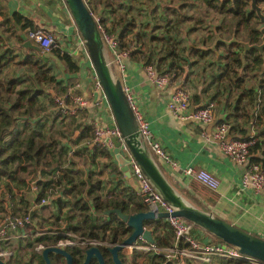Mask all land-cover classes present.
I'll return each mask as SVG.
<instances>
[{"label": "trees", "instance_id": "1", "mask_svg": "<svg viewBox=\"0 0 264 264\" xmlns=\"http://www.w3.org/2000/svg\"><path fill=\"white\" fill-rule=\"evenodd\" d=\"M98 0H88L91 5ZM105 7L111 8L116 12V8L112 7L113 0H106ZM130 2V0H124ZM119 1L118 8H123V4ZM162 3V23L158 27L162 29V35L154 46L150 54H146V63H154L157 70L161 73H167L171 79H175L173 73L181 74L185 70V65H191L192 56L200 53L205 55L210 52L219 50L221 57L224 59L219 66V74L216 76L218 81L225 82L224 88L234 85L237 89H241L238 96L246 95L248 98L247 105H251V111L247 114L252 117L251 126L248 134L236 135L237 137H246L253 130L257 131L256 136L263 134L261 126L264 124V53L258 48L250 47L246 49L245 45L240 42L248 41L250 43L262 42L263 32L259 27L261 24L258 14L251 10L250 0H163ZM101 3V2H100ZM128 12L116 13L113 17V26L110 24L108 29L110 32L118 34L123 46H133L129 40L124 39L127 33L133 30L136 25L135 20L129 17ZM103 15V14H102ZM13 23L18 29L32 27L33 30H39V26L34 24L32 19L21 12H14ZM105 18V16L103 15ZM209 18V19H208ZM192 21L193 25L187 31L200 29V25L207 24L208 35L201 38L204 44L214 43L213 46L204 48L202 46H189L184 42L182 29L186 22ZM9 18L1 21L4 30L9 29ZM216 24V27L213 26ZM118 31V32H117ZM182 34V35H181ZM152 34V38H154ZM8 34L0 33V47L3 46ZM233 37L236 40L228 42ZM157 39V38H156ZM17 45L8 46L5 53L0 51V185H7L11 189L14 185L29 184L34 186L33 182L42 174V179L37 182L36 188L42 186L36 191L31 204L27 198L22 196L18 202L13 200L10 205H1L7 209L9 216H15L18 213L26 212L31 208L33 219L37 221L38 209L46 207L48 204L38 205L41 197L44 195L43 189L48 184H61L59 196H53L54 203L57 204L59 210L67 207L65 222L67 229H71L83 234L101 236L107 238L111 242H121L130 232L127 223L121 217L113 212L107 214L105 211L111 207H123L126 211H137L138 206L129 207L125 198L121 194L112 196L104 193L101 178L94 179L93 172L89 171L86 176L81 177L82 170L75 160H71L64 166L66 161L65 155L68 154V146L62 144L63 129L57 128L50 124L49 116L44 118L43 111L55 103L59 108L54 109L52 113L53 120H57L59 116L67 115L60 107L56 97L65 94L67 99L70 92L66 91V86H54L51 90H47V86L54 83L59 85L54 73L53 65L50 63V54L54 55L66 65V70L75 72L80 69V64L72 54L63 50L60 46L55 45L48 51H34L30 54H23L22 48L26 38L20 34L16 35ZM20 49V50H19ZM163 49L156 59L155 52ZM222 49L223 52L221 51ZM19 50V52H17ZM30 50H36L30 48ZM137 53V49L132 50V56ZM15 56H21V59L15 61V64H22L28 70V76L21 75L18 72L5 71L2 65H7ZM156 60V61H154ZM217 65V63H216ZM254 74L250 78V75ZM28 77V78H27ZM256 82L250 83V81ZM213 99V98H212ZM214 100V99H213ZM49 123V126H48ZM261 124L259 127L256 128ZM239 127V126H238ZM52 128V129H51ZM90 128H87L89 130ZM248 128H243L246 131ZM88 136V135H87ZM80 135L72 138L77 141ZM259 139V138H258ZM252 145L251 151L259 149L261 154L252 155L253 161H259L264 164V141L258 140ZM91 150L90 156L93 161L99 154L111 156L110 150L98 145L85 146L84 149ZM83 149V150H84ZM78 151V150H77ZM76 151V152H77ZM262 155V156H261ZM75 166V167H73ZM55 170H60V176L56 180L54 178L45 179L46 174H54ZM7 177V182L2 180ZM13 184V185H11ZM14 188V187H13ZM132 190V189H131ZM127 197L135 198L137 194L129 191L125 192ZM65 195V197H64ZM0 199V202H4ZM26 201L27 207L24 208L19 202ZM30 205V206H29ZM206 210L204 207H202ZM21 210V211H20ZM59 212L53 213L59 219ZM39 222H42L39 220ZM149 227L153 228L155 244L159 247H166L174 244V232L169 222L164 219H158L154 222H147ZM196 229L200 227L194 224ZM196 235L204 240L224 241L219 236L211 234L212 238L207 239L200 233ZM262 236V235H261ZM55 239H51L48 235H34L23 243L25 251L32 249L30 258L26 259L25 254L19 257H12L8 260V264H46L42 251L36 250L39 242L50 244ZM146 243V241H145ZM106 264H115L113 255L108 246H101ZM73 256V264H82L85 259V247L73 246L69 249ZM124 264H179L178 258H168L163 251H154L152 249L134 248L129 258L124 250L119 252ZM143 260L140 261V258ZM50 258L52 264H67L65 257L59 253L51 252ZM90 264H99L98 259L93 257ZM191 264V263H190ZM211 264H246L244 260L217 257Z\"/></svg>", "mask_w": 264, "mask_h": 264}, {"label": "crops", "instance_id": "2", "mask_svg": "<svg viewBox=\"0 0 264 264\" xmlns=\"http://www.w3.org/2000/svg\"><path fill=\"white\" fill-rule=\"evenodd\" d=\"M119 1L121 3L125 2L124 0H113L112 3V7L116 8V12L110 10L109 6H104V3L107 2L106 0H98L93 2L92 5L104 16L110 13V17L113 18L116 13L127 11L129 13L128 16L131 17L132 14L131 11L129 12V7L134 8V3L125 2L121 10L117 9ZM160 3V1L156 0L154 4V9H159V15L163 10ZM260 4L264 5V0H260ZM14 12H21L23 15L30 17L34 24L39 26L38 28L53 33L58 43L57 45L78 60L80 69L75 72L67 71L63 61L52 55L51 51L45 50L39 42L30 36L29 32L33 30L32 27L22 30L17 28L19 26L15 27L13 23ZM5 18L10 19L8 23L9 29L5 31V26L0 24V33L15 36L14 38L10 36L7 38H11L10 42L13 45H17L16 35L20 34L26 40L31 39L33 43L40 46V48L32 47L31 45L24 46L21 50L23 54H30L34 51H41L42 53L48 51V54L51 52L50 63L53 65L57 80L61 82H59V85L50 84L47 90H51L54 86L62 87L65 85L66 91L70 92V96L68 99L65 94L62 96L66 98L68 104H72V94H83L88 98L87 104L79 106L76 113L59 116L57 120L49 117L48 121L50 124L52 123V126L63 129L61 138L64 137V134H68V131L71 132L70 141L62 138V144L68 146V154H70L71 150H74L75 161L82 170L80 176L87 177L86 174L89 171H94V179L101 178L102 185H104L102 191L107 195L112 196L120 193L125 198L127 197L125 192L132 191L137 194L133 198L134 200L138 202L144 201L139 192V181L131 168L133 157L129 152L124 155L121 150L122 147H117V141L120 139H117L114 142V146L110 149L111 156L99 154L96 156L95 161L92 160L91 152H89L92 151V148H90L91 150L84 149L83 140L91 136L95 124L103 126L112 124V107L103 91L95 86L96 71L90 60L86 45H82L83 51L80 49V53L83 54L84 52V57L77 55L79 51L71 48V33L76 39H79V36L76 26L75 28L73 27L72 32L70 21H75L66 0H0V23ZM145 19L147 18L145 17ZM112 20L114 21V18ZM113 21L111 22L113 23ZM146 21L148 20L140 21L137 19L136 25L133 27V30L141 39L134 42L130 40L131 43L137 44L138 48L137 53L133 56L131 54L129 57L125 74L120 71L112 54L109 52L107 54L109 60L112 61L111 68L114 75L120 78L124 85L129 86L137 96L145 116L150 121L153 132L166 151L177 161V164L172 165L158 157L141 138L140 145L149 152L167 180L190 203L200 208L204 207L207 211L218 214L247 230L264 236V193H257L253 188L242 186L241 179L245 167L233 161L223 151L220 140L213 135V131L221 119H225L230 123L232 136L248 134L252 120V117L249 118L250 115L247 114L251 111V105H247L248 98L246 95L238 96L239 92L242 91L241 89H237L234 85L224 88V80L218 81L216 79L220 72L219 66L224 61L217 49L205 55L200 53L193 55L191 60L195 62L191 65L186 64L185 70L181 74L174 72L173 75H176V78L171 79L168 85L160 86L152 82L145 68L146 54L153 52L151 49L159 43H157L155 38H152V34H154L151 32L152 24H148ZM152 22L154 23V21ZM186 24V26L183 25L182 27L184 32L181 35L184 36V42L189 43V46L208 48L214 45L213 41L208 44H204L201 41V38L209 34L207 24L200 25V29L192 31L187 30L190 29L193 22L188 21ZM213 26L216 27V24L213 23ZM262 26V23L259 24L260 28ZM130 33H127L124 39L129 40L131 38ZM30 48L36 50H30ZM223 50L221 51L223 52ZM162 52H164L163 49L157 50L154 58L156 59ZM256 80L254 79L253 82H256ZM183 84L188 85L192 90L191 109L212 98L216 101L214 120L201 122L190 118H181L178 114L171 111L168 106L169 100L175 90ZM50 109H55V107H50ZM87 128L90 129L87 130ZM243 128L248 129L244 131ZM261 130L264 131V124L261 126ZM79 135L80 138L77 141L71 140ZM258 138V140L263 142L264 133L259 134ZM73 147L75 148L72 149ZM68 154H64L66 158L64 166L74 160ZM258 154H261L259 149L252 152L253 156ZM189 165L196 168H206L214 172L220 180L218 187L215 189L209 188L197 178L188 175L184 168ZM56 171H54L53 175L46 174L44 178L56 179ZM3 178L6 179V177ZM53 219H55L54 216L52 219H49V216L46 218V222L49 221L48 225L59 226L56 222L54 223L55 220ZM36 224L38 223L36 222ZM195 231L207 239L209 237L212 238V233L205 229L199 227ZM45 235L51 236V239L58 236L53 233Z\"/></svg>", "mask_w": 264, "mask_h": 264}, {"label": "built area", "instance_id": "3", "mask_svg": "<svg viewBox=\"0 0 264 264\" xmlns=\"http://www.w3.org/2000/svg\"><path fill=\"white\" fill-rule=\"evenodd\" d=\"M92 14L94 15L98 28L101 32L105 44V52L108 63L112 61L108 58V52L112 54L120 71L125 74L127 69L128 59L131 56L132 50L137 49L138 45L123 46L121 44L118 34L110 32L108 27L113 18L110 13L103 17L93 5L88 3ZM79 40L83 45L85 40L77 28ZM30 36L45 49L50 50L51 47L57 45L55 35L44 29L30 30ZM89 54V53H88ZM112 67V66H111ZM146 72L152 82L160 86H165L170 83L171 77L167 73H161L157 70L154 63H147L145 65ZM115 76V75H114ZM116 77V76H115ZM95 86L101 89L105 94L102 83L97 74L95 75ZM127 98L131 105L132 111L135 115L138 125L139 137L144 140L147 146L150 147L155 154L167 161L172 165H176L177 161L166 151L160 140L156 137L151 127L150 121L144 114V111L139 104L137 96L132 92L131 88L124 85ZM106 96V94H105ZM72 104H68L66 98L57 96L56 100L60 107L67 114H74L79 106L85 105L88 98L83 94H72ZM192 90L183 84L179 86L171 99L168 106L172 112L178 114L181 118H190L201 122H211L215 119L216 101L209 99L204 101L200 106L191 109L192 106ZM257 131L253 130L250 135L246 137L232 136L230 133V123L221 119L218 121L213 135L220 140L222 149L230 158L239 165L245 167L242 174L241 183L243 187L253 188L257 193H264V164L259 161L252 160V145L257 141ZM123 139L122 130L118 125L113 127L95 124L91 136L83 140L85 146L98 145L103 148L111 149L114 146L115 139ZM132 162V171L139 181V192L143 197L144 202L154 211H167L169 215L164 218L169 222L174 232V244L166 247L159 248L155 243L139 239L133 246H128L130 249H152L154 251H163L168 258H178L179 264H211L215 258H230L244 260L246 264H264V260L255 256L243 253L236 245L227 243L225 241H210L199 238L194 232L195 225L188 219L174 215L172 212L176 207L166 200L158 191L155 185L151 182L149 177L144 172L141 165L134 159ZM184 171L203 182L207 187L215 189L219 185V178L214 172L206 168H196L192 165L186 166ZM61 171L57 170L55 178H59ZM44 195L41 197L39 203L35 204L44 205L54 201L52 197L59 196L61 191V184H48L43 189ZM34 206V207H35ZM33 207V208H34ZM31 208L23 213H18L15 216H6L0 220V258L4 259L7 263L11 256L14 255V248L17 245V239L30 238L35 233L32 231L27 232L26 226L33 224L36 228V235L55 234L54 241L50 244L59 245L62 247H89V246H110L117 242H111L107 238L101 236H94L89 234L79 233L77 231L67 229L64 223L59 226H39L33 219ZM53 217H49L52 219ZM20 230V232H19ZM146 241V243H145ZM44 242H39L36 249H42L46 246Z\"/></svg>", "mask_w": 264, "mask_h": 264}, {"label": "water", "instance_id": "4", "mask_svg": "<svg viewBox=\"0 0 264 264\" xmlns=\"http://www.w3.org/2000/svg\"><path fill=\"white\" fill-rule=\"evenodd\" d=\"M251 10L255 11L260 17L263 26L262 42L250 43L248 41L240 42L245 45L246 49L250 47L258 48L264 53V5L260 4V0H250ZM77 28L82 34L91 59L92 65L96 71L99 80L102 83L103 90L112 107L113 119L111 127L118 125L122 130L123 139L117 141V147L121 148L123 154L128 152L141 165L146 175L155 185L162 196L173 204L176 209L172 212L174 215L182 216L194 224L202 227L215 236H219L227 243L236 245L240 250L248 255L255 256L264 260V236L247 230L213 212L204 210L190 203L162 174L157 163L150 156L149 152L142 147L138 125L131 105L127 98L124 86L120 78L115 77L110 64L108 63L105 44L101 32L98 28L96 19L92 14L85 0H66ZM236 40L233 37L228 42ZM32 46L40 48L31 39H27L23 46ZM115 141L117 138H114ZM126 148V149H125ZM42 179V174L34 180V186ZM125 201L129 207L138 206L137 211H126L121 207H111L105 212L107 214L117 213L130 228L128 235L121 241L108 246L113 255L115 264H124L119 252L128 246H133L139 239L155 243L153 228L147 225V222H154L158 219H164L169 215L167 211L156 212L151 209L144 201L138 202L130 197H125ZM56 252L63 255L67 259V264H73L72 253L65 247L47 244L42 251L46 264H52L50 253ZM85 259L83 264H90L91 259L96 257L99 264H106L102 248L100 246L85 247ZM0 264H8L4 259L0 258Z\"/></svg>", "mask_w": 264, "mask_h": 264}, {"label": "rangeland", "instance_id": "5", "mask_svg": "<svg viewBox=\"0 0 264 264\" xmlns=\"http://www.w3.org/2000/svg\"><path fill=\"white\" fill-rule=\"evenodd\" d=\"M155 1L156 0H130V2L132 4L134 3V8L129 7V12L131 11L132 18L135 20V22H136L137 19H139L140 21L148 20L146 22H148V24H152L151 32L154 33V34H156V35H154L155 40H158L159 41L158 38H159L160 35H162V33H161L162 29L158 27L157 23L163 22L162 21L163 18H162V13L160 15L158 13L159 9L158 8L154 9ZM158 1H163V0H158ZM157 5H159V4H157ZM160 6L163 9L162 3H160ZM145 17L147 19H145ZM69 21H70V19H69ZM152 21H154V23ZM70 23L72 24V32H73V27L75 28L76 23L75 22H72V21H70ZM140 23H142V22H140ZM262 25H263V23H262ZM130 34H131V41L132 42H134L135 40L141 39L139 36H137V34L135 33L134 30L131 31ZM71 36H72L71 48L78 50L79 51V54H77V55H79L81 57H84V55H85L84 52H83V54L80 53V49L82 50L81 47H83L82 46L83 44L79 41L78 38H77L78 39V41H77V39L75 38V36L73 35V33H71ZM10 37L11 38L12 37L14 38L15 36H10ZM11 38L6 39L5 40V43H3V46L0 47V51H2V53H5V51H6V49H7L8 46H12L13 45V43L10 42V39ZM158 41H157V43H158ZM19 59H21V56H15L13 58V60L10 61V63H8L7 65H2V68L5 71H9V72H14V71L18 72L19 71V73L21 75L28 76V70H27L26 67H23L22 64H15L16 63L15 61H17ZM253 75L254 74H252V72H251L250 78L254 77ZM250 82L253 83V81H250ZM43 86H46V85H43ZM49 86L50 85H48L47 87H49ZM62 95L63 94H60L58 96H62ZM50 107H55V110H57V108H59L55 103H52ZM50 107H48L46 110L43 111L44 118H47V115L49 117H52V113H53L54 109H50ZM260 125L261 124H259L258 126H256V128L259 127ZM52 128H53V126H52ZM250 128H252L251 123H250ZM70 135H71V132L68 131V134H64V137H62V138L70 141V139H69V136ZM74 148L75 147H73L72 149H74ZM68 156H70V158L76 160V157H75V154H74V150H71L70 151V154H68ZM2 180H6V182H7L8 179L6 177V179L2 178ZM11 185H13V184H11ZM41 187L42 186H39L38 188H36V186L33 187V186H30L29 184L18 185V186L17 185H14V186L11 187V189L14 190V195H12L11 190L9 189V187L6 184L5 185H2L1 184L0 185V199L1 200L2 199H6V200H3L4 202H0V220L4 219L6 216H9V213H8L7 209L2 208L1 205H3V204L4 205H7V204L10 205L13 200H15L16 202H18L19 199L22 196H24L25 198H27L28 203L31 204V201L34 198V195L36 194V191L39 190V189H41ZM64 197H65V195H64ZM18 204H21L22 206H24V208L27 207L26 201H24L23 203L22 202H19ZM38 212L39 213L37 215V221L36 222L38 223L39 226H41L40 228H42L43 226L45 227V226L48 225L49 221L46 222V218L48 216L49 217H53L54 216L55 217V219H53V220H55L54 223L56 222L58 225H62V224L65 223V215H66V212H67V207L66 208H62V210H59L58 207H57V204L54 203V201H51L50 203H48V205L46 207H41L40 209H38ZM55 212H59L58 213V214H60L59 219H57L56 216L53 214ZM39 220L42 221V222H39ZM25 228H26V231L27 232H30V231L33 230L32 232L35 233L34 235L36 236V231L37 230H36V228L34 227L33 224L30 223ZM197 228H199V227H197ZM200 228H202V227H200ZM195 229H196V227L194 228V231H195ZM19 232H20V230H19ZM79 233H81V232H79ZM33 236H31V237H33ZM28 240H29V237L26 238V239H24V238H21L20 240L17 239V245L14 248V252L15 253H14L13 256L10 257V259L12 257H14L15 255H16V257H19V252L20 251H21L20 254H22V253L25 254L26 259L27 258H30L32 249H28V250L25 251V249H24L25 244L23 245V243L27 242ZM21 242H23V243H21ZM36 250L43 251L42 249H36ZM123 250H124V253L130 258L131 255H132L133 249H130L129 247H126ZM141 260H143L142 257L140 258V261Z\"/></svg>", "mask_w": 264, "mask_h": 264}, {"label": "flooded vegetation", "instance_id": "6", "mask_svg": "<svg viewBox=\"0 0 264 264\" xmlns=\"http://www.w3.org/2000/svg\"><path fill=\"white\" fill-rule=\"evenodd\" d=\"M71 247H67V249L69 250ZM65 260H66V263H67V259L65 258ZM84 262V261H83ZM91 263V262H90ZM83 264V263H82Z\"/></svg>", "mask_w": 264, "mask_h": 264}]
</instances>
